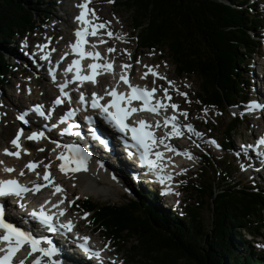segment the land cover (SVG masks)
Masks as SVG:
<instances>
[{"label":"trees","instance_id":"1","mask_svg":"<svg viewBox=\"0 0 264 264\" xmlns=\"http://www.w3.org/2000/svg\"><path fill=\"white\" fill-rule=\"evenodd\" d=\"M55 3L0 0V85L14 68L7 63L6 52L18 51V37L47 24ZM249 3L113 0L130 12L138 47L167 51L178 75L200 80L198 100L221 111L249 98L245 90L250 81L242 71L260 54L264 25V16ZM238 122L236 117L227 126L222 143L226 151L232 149L230 134ZM202 158L201 167L213 168L210 155ZM230 167V161L217 165L207 179L193 182V197L181 210L164 208L155 192L144 189L124 204L87 198L80 205L92 214L96 230L130 254L129 264H264V252L258 253L245 236L261 237L264 232V187L235 181ZM205 204L212 210L208 227L202 218ZM133 238L136 243L126 247Z\"/></svg>","mask_w":264,"mask_h":264},{"label":"rangeland","instance_id":"2","mask_svg":"<svg viewBox=\"0 0 264 264\" xmlns=\"http://www.w3.org/2000/svg\"><path fill=\"white\" fill-rule=\"evenodd\" d=\"M49 1H52L53 4L55 3V0ZM255 3L254 0H251L249 4L255 5ZM57 4L58 6L55 7V11L52 13L53 15L49 16L51 22L41 26L33 34H29L28 37L22 41L24 48L16 52L9 51L5 54L7 63L14 66V68L12 69V74L7 75L0 85V107L3 110V114L0 115V154H2L1 149L5 146L9 147L12 137L21 129H23L21 138L23 141H27L29 145L27 138L31 135L28 131L29 127L22 128L19 119H17L19 111L23 108L22 106L25 103L29 105V103L48 102L49 100H53V95H55L52 92L56 89L53 90V85L49 81V68L34 67L33 62L30 59L28 60V58H26L27 56H25L27 53L25 47L36 49L39 43L50 41L51 37L56 34L57 39L55 40V44H57V46L55 49H65L68 40H70L72 36L70 31L72 24H74V14L77 5L73 0H57ZM94 7L98 19L105 20L106 26L102 28L103 32L110 31L113 33L112 40L116 49L115 57L117 60L120 62L123 61L125 65L131 66V60L135 57V61L133 62L135 65L133 75L137 74V80L141 77H145L148 66L153 65L158 75H154V78L146 81V83L154 85L156 82L159 84V80L164 81L165 85L163 92L164 89H167V97H171L175 103L179 104L183 118H187L189 122H193L198 128L199 135H196V139L190 136L186 137L185 135L174 138L173 143L175 144L173 145L177 146L178 150L182 151V153L178 152L181 159L177 162L178 170L182 178L174 184L173 188L174 192L179 193V195H176V197L172 199H160L159 203H162L164 208L172 209V211L181 210V207L189 200L190 195L193 197L191 189L192 183L197 179L199 180L200 177L201 180L207 179L208 177L206 178V176H210L211 173L214 172V169L217 168V165H225L228 161L231 162L230 168L234 172L235 181L240 180L245 184L254 185V181L250 179L252 175L249 172H247L248 174L246 173L244 159H238L236 156L238 146L235 143L256 136L258 132L257 129L260 130V128H258L259 122H264V109L260 114L256 113V116H252L250 115L251 113H242L245 107L251 105L249 104L250 102L243 105H234L223 111L215 107H205V105L198 100L200 80L196 76L184 75L181 77L178 75L173 60L170 58L167 51H160L159 49H149L148 51L147 49L138 47V31L133 29L132 17L128 10L109 3L107 0H97V4ZM256 9L264 16V3L261 2L256 6ZM107 32L105 34H100V36L107 35ZM260 38V54L256 55V62L251 63L250 66L244 68L242 71L244 79L248 81L252 80V78L256 79L259 74H261L258 67L264 66V30H262ZM61 39H63V41H61ZM7 46L8 48L14 47V45ZM139 63L141 65H139ZM258 63L261 65H258ZM142 68H145L144 73L138 74V70L139 72L143 71ZM161 77H163V79H161ZM167 77H169V79H167ZM258 86H260V83L257 84V87ZM245 91L249 92L250 95L254 94L253 86L250 88L247 86V90ZM180 93H185L186 95H181ZM251 97L252 96H250V98ZM184 113H187V115H184ZM236 117H239L241 122H238L236 131L230 134V140L233 143L232 149L224 151V149H221L222 147L220 144L226 139L225 131L229 122ZM31 140L35 143L34 150L30 151L25 149L23 152L24 154H22L25 156V159L22 161H15L16 168L20 173L26 169L25 165H27V163L32 162L33 159L37 161L39 155L41 158L43 156L46 159L50 158L48 159L50 163H54V161L58 159L52 151L46 149V146L41 145L42 141L40 138ZM212 141H215V143H212ZM43 143L46 145V142ZM187 145L189 151H184V147ZM40 149H42V151ZM185 152L191 155V159L184 155ZM205 153H208L213 158L214 162L211 161L213 168L208 167L205 169L201 167V164L204 163L201 155ZM6 160L9 162L11 159ZM54 168L58 175V184L64 187V194L69 196L70 200L67 203L69 205L74 203V206H77L80 199L86 198L93 199L100 203L110 204H124L131 199L137 198L126 189L122 182H120L121 185L116 179L109 177L110 175H106V172V174L102 172L104 177L102 181H98L97 183L93 182L90 186H86V183L82 182L79 178L73 179L66 174H60L62 172L60 166H54ZM258 179L261 181L259 184L264 187V179L262 177H258ZM124 182L125 185H129L130 187L128 181L124 180ZM179 187H181V189L177 192ZM187 190L189 191L187 192ZM161 200L163 202H161ZM71 214L77 217L81 230L85 232L91 231L92 214L90 212L86 213L87 216L85 217V214H82L80 207H78L75 212L72 209ZM202 218L205 226H210L212 219L210 204H205L202 211ZM93 235L97 242H102L103 239L107 240L100 231L96 232L93 230ZM248 237L247 235L246 238L248 239ZM262 240V243H264V235ZM135 243V239L133 238L126 247H130ZM262 243L259 245L254 243L250 244V246L254 247L258 253H262L264 252V244ZM116 252L117 254H112L110 262L115 264H127L126 260L129 259L130 254H128L125 249H118Z\"/></svg>","mask_w":264,"mask_h":264},{"label":"snow or ice","instance_id":"3","mask_svg":"<svg viewBox=\"0 0 264 264\" xmlns=\"http://www.w3.org/2000/svg\"><path fill=\"white\" fill-rule=\"evenodd\" d=\"M107 2L112 3L113 0H107ZM89 3V0H83L81 4L78 5L82 10L78 16L75 17V19L82 23L85 28L84 29H78L75 32L76 36V42L73 44L71 47L74 52H77L81 56H91L93 59H96V57L99 56V53H96L93 55L92 53L88 52L85 53L82 51V44L85 43L86 41L84 40V37L89 36V35H96L97 34V29L99 28H105V23H93L92 21L97 20L98 17L96 16L95 12L93 9L88 8L87 4ZM91 14L92 20H89L86 18ZM91 29L90 31L87 29ZM108 36H113L112 32H107ZM108 52L114 51V49L109 48L107 49ZM139 62V61H137ZM73 65L77 66V75L74 76V79L80 80L81 82L85 80H91L93 83H95L94 76L96 75L95 69L96 68H104L106 71H111L112 66L110 64L106 65H98V64H91L89 65V68L93 69V74L91 76H82L79 75L80 69H79V62L76 60L72 61V64L68 66V70L70 71L73 67ZM124 67H131L130 65H125ZM149 71L152 72L153 75H158V73L154 72L151 68H149ZM121 80H124V82L127 84L128 81L125 79L124 76L120 77ZM163 79V77H161ZM171 83V82H169ZM63 85H61V93L64 96H67V93L63 92ZM129 87L132 89V94L130 97V100H142L143 101V108L147 109L150 112H156L157 109L165 107L164 104L160 103L157 101L155 106H151L149 104V100L151 98V95L153 92L156 91V89H152L151 92L137 88L135 86L129 85ZM165 96H167V89H164ZM108 95L113 96V100L109 102L108 104L101 105L97 102L98 97L96 96L95 93L92 94V101H91V107L92 108H100L102 113L107 114V119L109 122H114L115 125L119 128V130L123 131L125 129H128L129 131L132 132V138L133 140L137 141V143L140 145L141 148L144 149V151L141 153V161L145 162L150 168H157L160 165L158 164L160 158H161V153L156 152L155 157L156 160L153 161L151 159H148V155L150 152V146L151 142L153 141V136L152 133L149 131H144L142 128L138 129L136 127H131L129 128V125L125 123V120L133 113L138 111L137 108H131L129 109L127 107V104L130 103V100L125 101V106L121 107L120 101L124 99L123 94H120L119 96L113 89L112 92L107 93ZM181 95H186L185 93H180ZM80 101H84V96L81 94L80 96ZM56 104H60L61 100L58 97L55 100ZM171 108L175 109L177 105L172 104L170 105ZM251 107L254 109L256 107H259L255 102H251ZM109 108L115 109V112L109 111ZM37 111H39V108H37ZM42 114V113H41ZM73 113L69 112L68 115H72ZM184 115H187V113H184ZM17 119L21 120L23 123H27L28 121L25 119L23 115L18 116ZM89 120H91V117H88ZM138 123L141 126H144L146 122L141 119L138 121ZM165 124L169 123V118H165L164 120ZM172 135H179L180 133L177 131V126L175 123L172 124ZM189 129H191V126H189ZM23 129L18 130L16 133L15 138H13L10 143L16 148V151H9L7 148H5L3 151L6 155L9 156H15L19 158L20 156V148L21 145L19 144V138L22 133ZM194 131V130H193ZM39 135H43L40 133ZM197 135H199L197 133ZM28 139H36L38 138V134L33 132L30 136L27 137ZM103 143V141H101ZM159 143L163 144L164 141L163 139H160ZM212 143H215V141H212ZM258 145H264V136H261L258 141ZM166 148H168L170 151L175 152L176 149L172 148L170 145H165ZM244 147H252V145H247ZM42 151V149H40ZM76 157L74 162L76 163V167L72 169V171H79V170H85V162L87 160V154L83 153L79 148L75 149ZM185 156L191 159V155L187 152L184 153ZM59 159L63 160L64 157L61 155ZM0 163H3L0 161ZM30 171L35 167V164L29 162V164L25 165ZM243 168V165H242ZM60 170L65 171V166L63 164L60 165ZM6 172H12L14 171L13 168L11 167H6L4 169ZM23 171H21L20 175H23ZM164 179H170V177H162L160 178V182L163 183ZM44 180L48 181L51 183L49 180V175L47 171L44 174ZM42 187L40 184H36L34 186L33 190H38ZM56 191H61V187L59 184L54 185ZM30 189L26 188L24 185L19 184L15 179H10V180H0V197H6V196H15V197H21L23 192L29 191ZM179 195V193H176ZM63 201H60L58 203H62ZM45 203H48V201H45ZM21 207H24V205H21ZM53 208L57 207V204L52 205ZM32 217L34 219H38L42 224L46 225L49 230H55V224L52 222L53 221V216L50 214H45V210L43 205H41L40 211L36 212L33 211L31 213ZM59 215L63 216L64 215V209H59ZM87 214H85V217ZM56 223H59L60 228L65 229L66 231H72L73 224L71 221L67 222H60L56 221ZM82 239L85 243H81L78 246L81 247L86 254H88L90 257L94 256L96 258H100V252L99 251H94L87 245V241L89 240V237L84 236ZM50 243V241L48 242ZM42 240L34 236L33 234L21 230L19 227H17L15 224L9 222L6 217H5V206L0 204V245H3L0 247V264H17L16 261H14V257L16 256L17 252L22 248L25 247L28 250V255L32 256L33 253H38L39 255H36L33 257L31 264H44L43 257L48 258L49 264H56V261L52 260L53 254L56 252V249L54 247L48 248V247H42ZM18 264H25L24 260H21L18 262Z\"/></svg>","mask_w":264,"mask_h":264},{"label":"bare ground","instance_id":"4","mask_svg":"<svg viewBox=\"0 0 264 264\" xmlns=\"http://www.w3.org/2000/svg\"><path fill=\"white\" fill-rule=\"evenodd\" d=\"M260 1H264V0H260ZM45 53H46V51H44L43 54L45 55ZM57 78L60 80V77L59 76H57ZM53 90H54V88H53ZM52 93H54V92H52ZM68 106H69L68 103H66L65 106H64V108H68ZM30 124H33V122L30 121ZM257 130L260 132V134H262V132H263L262 129L261 130L257 129ZM44 132H46V131H44ZM173 140H174L173 138H170L168 140V144L171 145L172 148H175L176 151L173 152V151H170L167 148V150L165 152V155L168 154V152H170L171 153V156L168 159V163L175 164V163H177L181 159L180 158V155L178 154V152L179 153H182V151L181 150H178L177 146L173 145ZM25 143H26L25 145L28 146V142L25 141ZM96 145H97L96 146L97 154L95 156V159L92 156H90L89 158L87 157V159H89V161H86V163L88 164V167L86 165V171L85 170H81V171H78V172H74V171H72V169H69L66 165H64L65 166V171H62L60 174H62V173L63 174H66L69 177H72L73 179L79 178V179H81L82 182H85L86 183L85 184L86 186H90L91 183H93V182L94 183H97L98 181H102L103 178H104L103 175H102V172H106L107 175L108 176L110 175L109 177H112V178L118 177L117 175L121 176V173H120L121 166H120V164L116 162V158L114 156H112L111 154H109V152H113V151L110 150L108 152L103 147V145H101V142H97ZM100 148H101V150H99ZM88 149L90 150V147ZM103 149L106 152H102ZM1 150H3V149H1ZM185 150L186 151H189L188 145L184 147V151ZM116 155H117V153H116ZM6 159H11V160H9V162H8ZM19 159L20 160H23V159H25V156L20 155L19 156ZM0 161L3 162L2 164L0 163V180L14 178L16 176V174H14L13 171L9 173V172L4 171V169L6 167L14 168L15 161H18V159L17 158H7V157H5V156H3V155L0 154ZM246 166H248V165L246 164ZM247 168H248V170L250 172H253V171L254 172L264 171V162L263 161H260L258 164H253L251 166H248ZM50 169H51V172L52 173H55L56 176H58L57 173L55 172L54 166L50 165ZM26 172H28V171H26ZM33 173H35V175H39V172L38 171H33ZM56 181H57V178H56ZM53 190H56L55 187L53 188ZM84 208L86 209V207H84ZM64 212H66V211H64ZM24 221L26 222V224H29V222L26 219H24ZM40 231L41 230H39V232ZM41 233H43V232H40V234ZM68 257H69L68 252L65 249H61L59 251L56 259L61 264H69L68 263ZM42 259L44 261V264H48L49 263L47 257H43ZM25 264H28V260H25Z\"/></svg>","mask_w":264,"mask_h":264}]
</instances>
